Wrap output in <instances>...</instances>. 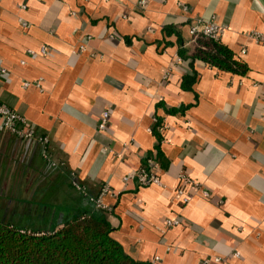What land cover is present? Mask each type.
I'll use <instances>...</instances> for the list:
<instances>
[{"label": "crops", "instance_id": "crops-1", "mask_svg": "<svg viewBox=\"0 0 264 264\" xmlns=\"http://www.w3.org/2000/svg\"><path fill=\"white\" fill-rule=\"evenodd\" d=\"M137 1L0 0V102L32 134L0 120V219L51 231L101 209L135 260L264 264V2ZM211 16L249 70L195 61L184 90L175 58ZM148 156L161 185L135 179Z\"/></svg>", "mask_w": 264, "mask_h": 264}, {"label": "trees", "instance_id": "trees-1", "mask_svg": "<svg viewBox=\"0 0 264 264\" xmlns=\"http://www.w3.org/2000/svg\"><path fill=\"white\" fill-rule=\"evenodd\" d=\"M192 37V51L178 52L188 69L181 78L182 89L191 90L196 81L195 61L242 76L248 72L247 64L221 38L202 34ZM178 111L182 112L183 108L170 112ZM111 231L101 209L66 220L60 228L51 231L21 230L0 219V264H153L125 254L111 237Z\"/></svg>", "mask_w": 264, "mask_h": 264}, {"label": "built area", "instance_id": "built-area-1", "mask_svg": "<svg viewBox=\"0 0 264 264\" xmlns=\"http://www.w3.org/2000/svg\"><path fill=\"white\" fill-rule=\"evenodd\" d=\"M147 4V0H138L136 2V7L138 10H143ZM183 11H187V8L185 6L182 7ZM223 25L219 24L216 22L215 17L211 16L208 20H203V19H197L195 20L189 27V34L191 36H195L196 34H202L203 36L209 37V38H220L223 30H224ZM254 36L259 39L260 41H264V36L255 33ZM85 46L81 45L80 48L83 49ZM41 52H44V49H41ZM176 64H181L182 59L181 57H176L175 58ZM3 71V70H2ZM168 72L165 73V77H167ZM36 86L38 85L37 83H34ZM24 85L28 86L29 82H26ZM0 120L2 121L3 127L10 132L17 134L23 138H31V132L29 129L26 127L25 121L23 117L18 114L16 111H14L12 108H10L8 105L0 102ZM109 120V112L103 111L101 113V118L100 122L97 125V130L98 131H103L108 123ZM180 179L191 183L195 185L193 181H191L189 178H187L184 174H180ZM135 179L137 183L141 186H149V185H161V180L157 174V164L155 163V160L153 157L148 156L144 160L143 166L138 168V170L135 172ZM124 180H128V176L124 177ZM204 195H207L205 191H202ZM175 193L180 197V200L182 204H188L191 199L192 195L185 192L181 188H176ZM93 202L97 207H103L101 197L93 199ZM178 221L175 219L172 220H167L166 225L167 226H173L177 225ZM237 252L234 253L235 256H237ZM214 261H219L220 258L214 257ZM205 264L207 262H204Z\"/></svg>", "mask_w": 264, "mask_h": 264}, {"label": "rangeland", "instance_id": "rangeland-1", "mask_svg": "<svg viewBox=\"0 0 264 264\" xmlns=\"http://www.w3.org/2000/svg\"><path fill=\"white\" fill-rule=\"evenodd\" d=\"M262 11H264V10L262 9ZM14 226H15L16 228H18V229H20V228H22V227H25V226H23V225H19V223H15Z\"/></svg>", "mask_w": 264, "mask_h": 264}, {"label": "bare ground", "instance_id": "bare-ground-1", "mask_svg": "<svg viewBox=\"0 0 264 264\" xmlns=\"http://www.w3.org/2000/svg\"><path fill=\"white\" fill-rule=\"evenodd\" d=\"M263 2H264V0H263Z\"/></svg>", "mask_w": 264, "mask_h": 264}]
</instances>
